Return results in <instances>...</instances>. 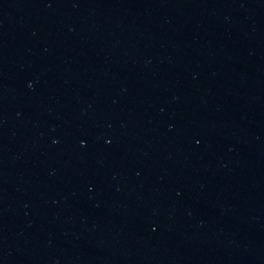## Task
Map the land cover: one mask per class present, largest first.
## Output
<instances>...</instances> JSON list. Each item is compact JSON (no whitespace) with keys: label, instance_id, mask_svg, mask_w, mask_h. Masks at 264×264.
<instances>
[{"label":"water","instance_id":"obj_1","mask_svg":"<svg viewBox=\"0 0 264 264\" xmlns=\"http://www.w3.org/2000/svg\"><path fill=\"white\" fill-rule=\"evenodd\" d=\"M264 90V0H227Z\"/></svg>","mask_w":264,"mask_h":264}]
</instances>
